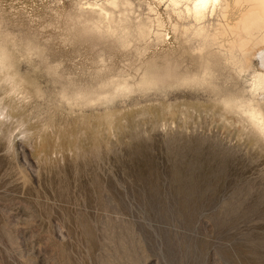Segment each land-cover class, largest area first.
<instances>
[{
	"label": "rangeland",
	"instance_id": "rangeland-1",
	"mask_svg": "<svg viewBox=\"0 0 264 264\" xmlns=\"http://www.w3.org/2000/svg\"><path fill=\"white\" fill-rule=\"evenodd\" d=\"M129 1L0 0L20 83L18 94L0 84V264H264V139L245 117L200 88L76 99L138 78L142 45L96 30L89 9H112L114 26L144 21L149 6L167 17ZM259 68L219 82L252 99Z\"/></svg>",
	"mask_w": 264,
	"mask_h": 264
},
{
	"label": "bare ground",
	"instance_id": "bare-ground-1",
	"mask_svg": "<svg viewBox=\"0 0 264 264\" xmlns=\"http://www.w3.org/2000/svg\"><path fill=\"white\" fill-rule=\"evenodd\" d=\"M153 1L165 6L167 17L164 18L158 9L149 6L146 19L131 26L124 19L114 26L110 12L112 9L130 8L132 4L129 0H106L112 9L99 4L89 5V9L98 14L94 23L96 30L104 28L107 33L118 35L123 47L131 41L137 42L142 45V49L137 47L138 52L147 57L137 68L138 78L133 74L132 77L120 76L109 82L98 81L96 87L81 88L76 99L82 100L83 104H93L102 101L103 96L114 97L133 90L149 91L167 87L210 90L219 97L226 111L245 117L256 134L264 139V0ZM152 46L161 48L151 51L149 55L147 51ZM12 56L7 40L0 35V84L10 80V86L18 94L20 83L14 81V76L9 73L13 69ZM254 60L259 62L261 71L253 75L252 99L233 94L219 82L227 69L232 67L242 74L250 69ZM161 91L164 92L163 89ZM9 94L16 95L13 92ZM5 112H1L0 117L6 118Z\"/></svg>",
	"mask_w": 264,
	"mask_h": 264
}]
</instances>
